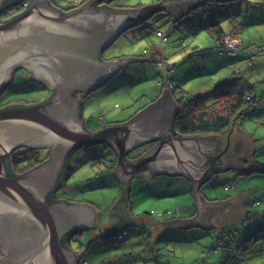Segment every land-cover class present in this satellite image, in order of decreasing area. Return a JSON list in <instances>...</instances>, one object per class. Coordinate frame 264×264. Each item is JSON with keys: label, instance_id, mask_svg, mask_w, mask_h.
<instances>
[{"label": "water", "instance_id": "1", "mask_svg": "<svg viewBox=\"0 0 264 264\" xmlns=\"http://www.w3.org/2000/svg\"><path fill=\"white\" fill-rule=\"evenodd\" d=\"M19 1L0 0V11ZM98 1L109 2V0H88L79 9L62 15L46 0H37L29 7L26 6V10L16 18L0 22V63H2L0 72L5 73L4 80L10 77L14 68V63H6V59L23 56L22 50L27 46L37 54L48 50L53 52V36L57 40L65 34L64 39L77 41L81 45L86 42L85 32L93 34L111 27L115 36L121 28L124 30L122 29L119 34L136 25V21L142 18L138 15L137 9L123 10L104 4L97 6ZM205 1L162 0L158 4L145 6L139 13L150 17L156 12L167 9L174 17H179L188 13V9ZM72 23L73 25H70ZM38 30L45 34L39 40L36 37ZM43 44L47 45L48 49L43 48ZM66 54L69 55L68 51ZM159 58L160 55L155 53L150 57L111 60L107 65H103L105 74L95 78V81L91 80L94 83L90 90L104 84L105 77L113 76L119 67L122 68L132 61H157ZM8 64L12 65L7 68ZM91 66L96 68L102 64L92 63ZM2 83L3 80H0V86ZM73 91L63 84L50 99L41 104L0 110V237L4 241H10L11 237L17 236L18 232L12 227L11 222L13 218H22L28 224V229H33L31 236L35 239L33 250H29V253L22 257V259L26 258L24 260L26 262L21 260V264H30L35 259L41 260V264H75V255L66 247L64 238L70 229L94 223L98 213L93 212L92 206L82 203L70 205L68 204L70 202L64 200L49 202L47 194L60 177L67 153L76 146L109 144L118 155L117 175H123L124 181L133 173L132 164H127L126 161L128 153L139 145L157 142L153 151L149 150L140 158L141 160H136L139 163L134 171H138L136 176H140V169L149 166L150 172L154 175L172 173L193 180L197 214L192 218L175 221L210 224L211 218L230 209L223 203L206 202L198 192L199 184L206 181L213 172L229 168L244 169L239 156H249V154L242 141L236 143L233 153L225 150V136L184 137L174 131L177 106L168 88L164 89L158 101L139 111L127 122L104 125L93 132L86 127L80 115L78 97L77 99L71 97ZM37 132L39 134H36ZM34 136L52 139L54 144L50 143L53 145L50 148V158L23 174L9 175L5 157L23 141L31 142L35 139ZM211 155L216 157L209 162ZM71 214L77 220L74 226L72 224L67 226L65 219L67 220ZM85 228H94V226L88 225ZM4 257L5 255L1 257V261H5Z\"/></svg>", "mask_w": 264, "mask_h": 264}, {"label": "rangeland", "instance_id": "2", "mask_svg": "<svg viewBox=\"0 0 264 264\" xmlns=\"http://www.w3.org/2000/svg\"><path fill=\"white\" fill-rule=\"evenodd\" d=\"M53 1H55L56 3H60V0ZM87 1L88 0H81V4L79 6L83 5ZM151 1L152 0H116L114 2V5L121 6L120 8H127L134 5L139 6V4L149 5L148 2ZM64 2L67 3L68 0H64ZM133 30L134 29H129L115 38V41L112 43V45L104 52L103 58L109 59L111 61L114 59L129 57L132 55V53H135L134 55H136L139 52L141 53L145 48L149 47V42L155 41L157 43H160V41L163 40L162 37L157 36L156 31H152V33H149L152 35L151 37H149V42L144 43V39L139 37L138 34H132ZM135 32L145 33V30L141 28L139 32ZM167 34L168 33H166L165 36H167ZM210 37L211 36L206 32H202L199 36H195L185 28L175 31L172 38L178 39L171 42V44L179 46L183 39H185L186 41L197 39L200 43H202L203 46H207L210 41ZM167 45L168 44L165 43V46ZM194 47L195 46H190L189 49H193ZM184 49L186 50V48H183V50ZM182 54L184 53L182 52ZM207 55L208 54H206V52H204L203 55L201 54V52H199L194 53L193 58H191L190 60H182L180 63L171 61L170 63L175 64L176 67L172 72L168 71L167 74L169 77L176 80L175 85H179L180 87H182L186 93H203L205 94V96L207 95V99L211 101L213 99L211 90L220 81L219 78L224 76V73H219L218 75L217 73H215L216 67L218 66H215V63H207L209 62V58H207ZM222 56L223 55L221 54L219 55V57ZM143 65L144 63H132L124 65V67H122L102 86L95 88L87 94L79 93L77 95L80 101L81 112L85 125L89 130L95 132L98 131L102 126L111 124L109 122L124 120L128 118V116H130V113L135 112L138 108L144 106L145 103L154 98L153 96H155L156 94L157 82L160 78L159 75H161V73L163 74V72L160 73V71H165V65L158 67L160 70H158L156 66L152 65H150L149 69L147 68L146 70H144ZM263 78V76L259 75L258 80H262ZM252 80H254V78H252ZM257 93L259 96L264 95V84L258 85ZM48 94L49 92L45 91L44 88H42L38 83H35L34 81L27 78L16 77L15 80L12 81L11 86H9L3 92V94L0 95V104H4L9 101L37 102L43 98H46ZM144 95L149 98H144ZM259 103L260 101L258 100L252 110L254 111L257 109V111L249 112L248 116L240 121L238 125L240 127L237 126V129L241 128V123H244L243 129L245 130V133L251 135L253 139H258L255 142V149L257 152L256 159L259 160V162L264 163V112L262 111L261 106L258 105ZM233 133L234 131L230 134L232 135ZM151 143L152 142H147V145ZM102 148L104 147L95 144L83 145L71 152L69 158L71 166L72 168L78 169L74 171L70 178H67L66 182L63 184L64 187L57 194L59 197H68L67 201L70 203L79 204V200L85 199L94 201V204L99 205L104 210L110 208L109 206L112 203L111 199L114 196H117V192L119 193L120 187H117V184H115L114 179L112 178V175L110 173H103V170L105 168L104 164L106 162H104L103 159H101V161L99 162V159H97L98 157L102 156L101 153H97L98 149ZM46 153H48V151H40L37 155L41 156V158L44 159ZM36 159L37 158L33 159L31 163L34 164L35 162H37ZM89 159H92V163H95L94 161L96 160V165L94 166ZM115 170H117V166ZM92 174H96V176L94 175V178H91L87 181V178H89ZM221 175L223 174L215 173L214 177H212V179H210L206 184H209L211 186V182H214V180L221 177ZM228 180L231 179H226V181ZM177 181L179 180H176L175 182ZM70 185L72 186V188L67 192V189L70 188ZM234 185L237 186L235 187V191H239V194L246 198L247 202L242 208L237 207L236 213L233 215V217L229 216V220L234 222V224H237V222L243 220L242 217H244L245 208L246 210H248V214L252 215L251 220L254 226H258L259 224L264 223V176L257 174L247 176L246 178L245 176H238L234 181ZM126 186L127 187L124 188L126 189L124 191V195L129 188L127 184ZM210 186L204 187L203 192L205 191L212 196H215L218 192H223L224 190L223 186H217L215 187V190L211 189ZM178 188V186L175 187L173 190H171L169 195H166V198H163L153 196L152 194H146L147 191L150 190V188L147 189L144 193L140 194L138 187H136L131 192V198L129 201V204L132 207V213L135 215V219L144 217L148 218L149 216L145 214L146 212H151V214L154 215V217L152 218L157 219L156 221H161L168 217L179 215L180 208L177 206H182L186 202H188L191 194L189 192H183ZM235 188H225V190L232 191V189ZM241 190H243V192H240ZM82 191L83 194H80ZM65 192H67L68 194H65ZM71 198L75 202H73ZM241 210H243V216L240 220H238ZM117 213H119V208L115 209L114 212H112L110 218L116 219ZM159 213H164V216L159 215ZM182 214L183 213H181V215ZM121 224L122 223L116 226H120ZM137 224L140 226H144L143 224L145 223L137 222ZM128 227L129 229H133L130 226ZM146 227L151 229L150 226ZM89 229L92 228H84V230L87 231ZM152 230L153 233H155L153 228L151 229V231ZM216 231L217 227H214L209 232H206V234H212L213 237L217 235ZM132 233H134V231H132ZM90 235L91 234L89 233L79 235L81 238L79 241H76L77 237L75 236V239L74 237L71 239V247L69 248L75 255L76 260L79 261V259H81V256H85L89 260L90 264H116L114 263L116 261L115 258H120L123 255V253L119 252L120 247L107 248L108 246H104L102 245V243H100L99 246L96 245L94 247L88 248L90 244ZM133 237H137V239L140 240L137 234H134ZM108 238H112L113 241L116 240V238L112 236ZM105 239L107 238L103 237L101 239H98L94 244H97L98 241L102 242ZM129 239L130 237L127 238L125 242L128 243ZM211 241L213 243V240ZM79 242H81V244ZM209 243V237H202L199 240V244H196L195 242L190 244L191 246L188 244L190 246V251L186 255H183L185 256V258L181 259L178 264H196L199 261L201 262V264H203V260L201 261L202 258L200 257L199 259L196 257L197 255H199L197 251L201 246V248H203L205 252H207V246L209 245ZM157 253L160 255L159 252ZM215 257L216 256L214 254H210V260ZM246 264H264V257L249 255L246 260Z\"/></svg>", "mask_w": 264, "mask_h": 264}, {"label": "crops", "instance_id": "3", "mask_svg": "<svg viewBox=\"0 0 264 264\" xmlns=\"http://www.w3.org/2000/svg\"><path fill=\"white\" fill-rule=\"evenodd\" d=\"M116 0H109V6L113 8H117V6L114 5V2ZM153 1V0H152ZM162 1V0H158ZM208 1H213V0H206L205 2ZM104 2V1H102ZM150 3V2H148ZM258 3L257 0H250L249 2L246 0H243L241 2L236 1L233 5L235 6L234 12H233V17L230 20H226L222 23L224 26V30L226 32L232 33L233 35L237 36L241 41H243L246 45L249 44L250 42H260L264 40V5L263 7H258L255 6ZM104 4H107L104 2ZM190 9H188V12ZM127 31V30H125ZM136 30L134 29L132 34H138L135 32ZM135 32V33H134ZM202 33V32H201ZM200 33V34H201ZM199 34V35H200ZM197 35V36H199ZM210 35V34H209ZM115 41V40H114ZM149 42V40L144 41V43ZM149 47L145 48L142 50V52L134 55L135 53H132L130 58L134 57H150L152 54H159L160 58L159 60H142V61H136V62H130L132 63H144L147 67L149 65L156 66L157 68L160 67V63H166L167 61L170 63L171 61H175V63H180L182 60H190L193 58L194 53H199L203 55L204 52L208 54L207 58H209V62L207 63H215L216 70L215 73L217 75L220 73H224L223 77H220V81L225 80L227 78H231L234 76V74H237L239 72H242L243 74L250 83L255 84V95L257 94V101L259 100L260 103L258 105L261 106L262 111L264 112V95L259 96L257 93V87L259 84H264V78L262 80L259 79V75L264 77V54L258 56L253 62H250L248 59L249 52L248 50L242 51L236 56H228V55H223L222 57H219L220 52L217 49V46L219 43H216L215 40L210 37V41L207 44V46H203L202 43H200L197 39H193L191 41L187 40V46L185 47L186 50L182 49L179 50L177 46H171V47H166L165 53L162 50V46L159 47L157 45V42L151 41L149 42ZM190 46H195L193 49H189ZM193 50V51H191ZM211 50V51H209ZM182 52L184 54H182ZM181 53V55H180ZM222 55V54H221ZM182 56V57H181ZM181 58V59H180ZM166 61L164 62V60ZM179 59V60H177ZM167 62V63H168ZM163 72V74L161 73ZM161 75L160 77L165 75V71H160ZM254 78V80H252ZM161 79V78H160ZM219 81V82H220ZM156 94L153 96L154 98L149 100L147 103H145L144 106L138 108L135 112L130 113L128 118L124 120H118L114 122H109L111 124H119V123H125L128 120H130L135 114H137L139 111L147 107L148 105L158 101L160 97L164 93V89L167 88L164 85V81H158L157 82V87H156ZM163 88V89H162ZM170 92V91H169ZM193 93V92H192ZM195 95H205L203 93H193ZM171 95L172 100L178 107V103L176 101L175 97L176 95ZM147 97L144 95V98ZM149 98V97H147ZM254 108V107H253ZM253 108L249 111L251 112ZM257 111L254 110L252 112ZM82 114V113H81ZM249 114V113H248ZM247 114V115H248ZM83 117V116H82ZM245 118V117H243ZM242 118V119H243ZM241 119V120H242ZM240 120V121H241ZM240 123V122H239ZM238 123V125H239ZM109 125V124H106ZM237 125V126H238ZM234 128V133L231 134H220L221 136H225V150H230L231 152L235 153L234 148L235 145L238 141H242L244 144L245 149L247 150L249 156H239V161L240 163L244 166V169L242 168H229L220 172H213L211 176L201 183L199 193L203 197V199L206 202H212V203H223L227 205L230 209L225 210L223 213L211 218L210 224H192V223H186V222H181V221H175V220H180V219H186V218H192L195 217L197 214V206H196V201H195V195H194V190H193V180L186 176L182 175H177V174H172V173H166V174H152L150 172V169H144L143 173L140 172V176H133L130 177L126 180L123 181L124 177L123 175H117V170L110 172L112 175V178L114 179L115 184H117V187L119 188V193L117 192V196L113 197L111 199L112 203L110 204V208L107 210L102 209L99 205L94 204V201H89V200H79L80 203L88 204L93 207V212L98 213L95 216V221H94V228H97L98 226L101 227V224L104 222L105 224H110L112 226H115L114 228L118 227L116 225L120 223H125L127 224H134L137 222H143L145 226H150L152 230V241L154 242V247L156 248V251L160 253V256L158 258L162 261H167L168 264H178L181 259H184L185 256L189 251H190V244L195 242L196 244H199V240L202 237H209L210 238V243L212 240V234L207 235L206 232H209L212 228L217 227L216 233L221 232L223 229L228 227L232 221L229 220V216L233 217V215L236 213L237 207H243L245 206V203L247 200L239 194V191H235V189H232V191H227L223 190V192H218L215 196H212L211 194L207 192H203V188L206 186H210L207 183L212 177H214L215 173H222L221 177L218 179L214 180V182H211V189L215 190V187L221 186L224 182H226V179H231L228 180L230 181L229 183L235 181L236 177L240 176H245V178L248 176L244 173H246L249 169L248 162L253 160L254 155L256 154L255 152V147L256 144L255 142L258 140L253 139V137L247 133H245V130L243 129L244 123H241V128L237 129ZM240 127V126H238ZM91 131V130H90ZM232 131V132H233ZM234 139H233V138ZM144 145V144H143ZM141 146V145H139ZM146 146V145H144ZM146 148V147H145ZM142 148L141 150L145 149ZM101 152L97 151V153H101L102 157H104L107 161H105V164H108V166H111L113 163V160H116V157L114 155V152L112 151L110 154H108L106 151L99 149ZM104 151V152H103ZM147 152V151H146ZM92 163V160L89 159ZM95 163H92L94 166L96 165ZM115 165V164H113ZM112 165V166H113ZM81 167V166H80ZM79 167V168H80ZM78 168H76L77 170ZM110 171V169H109ZM96 176V174H94ZM93 174L87 178V181L91 178H94ZM94 176V177H93ZM250 176V175H249ZM179 177V178H175ZM176 180H179L175 182ZM129 181L128 186L129 188L125 192L126 194L124 195V191L126 189L124 183ZM123 182V183H122ZM76 184V183H74ZM73 184V185H74ZM123 184V185H122ZM179 187V190H182L183 192H189L191 194V197L189 198L188 202H186L182 206H177L180 208V214L177 216L173 217H168L164 220L161 221H156L157 219H149L147 217L144 218H138L135 219V215L132 213V207L129 204L130 198H131V192L138 187L139 193L142 194L144 193L147 189L150 188V190L147 191L146 194H152L153 196L156 197H163L166 198V195H169L171 190H173L175 187ZM237 187V186H236ZM72 186L70 185V188L67 189V192L70 191ZM65 192V194H68ZM240 192H243L241 190ZM79 193V192H78ZM83 194V191L80 193ZM62 197V196H61ZM68 197H62V200L67 201ZM72 199V198H71ZM73 202H75L72 199ZM119 208V213L116 214L117 220L110 218L112 215V212H114L115 209ZM122 209V210H121ZM121 210V211H120ZM244 212L247 213L248 211L244 208ZM181 213H183L181 215ZM258 214V213H257ZM243 216V210L240 211L239 213V218ZM237 217V216H236ZM222 220H220V219ZM238 218V219H239ZM120 219V220H119ZM111 220V221H110ZM172 221V222H170ZM170 222V223H169ZM234 223V222H233ZM212 224V225H211ZM169 225V226H168ZM92 228V229H94ZM133 230H129L131 233L130 237V242L126 244L125 246H115L112 245L110 239H105L102 242H97V244H93L92 242L90 245L92 247L94 246H99L100 243L104 246H108L105 243L109 244L110 247L107 248H115V247H120L119 252L123 253V256H125L122 260L121 263L119 264H154V262H145L143 263L137 262L136 257H139L141 249V242L140 240L133 237L134 234H137L136 232L132 233ZM204 232V233H203ZM76 241H79L81 238L80 236L76 238ZM74 241V240H73ZM81 244V242H79ZM209 243V244H210ZM190 246H189V245ZM117 245V244H116ZM69 247V246H68ZM67 247V248H68ZM71 247V245H70ZM99 248V247H98ZM193 248V247H191ZM73 249V247H72ZM71 250V249H70ZM204 249L198 248V254L196 257L200 259L201 253ZM74 251V249H73ZM136 256V257H135ZM255 256H262L264 257V250L261 252H258L255 254ZM158 259V260H159ZM159 260V261H160ZM205 260V261H204ZM212 261V262H211ZM145 262V263H144ZM218 260L217 258H213L210 260V257L204 258L203 263L204 264H217ZM187 264V263H185ZM196 264H199L197 262Z\"/></svg>", "mask_w": 264, "mask_h": 264}, {"label": "trees", "instance_id": "4", "mask_svg": "<svg viewBox=\"0 0 264 264\" xmlns=\"http://www.w3.org/2000/svg\"><path fill=\"white\" fill-rule=\"evenodd\" d=\"M236 1L241 2L243 0L208 1L203 4L196 5L195 7L190 9L188 13H185L179 17H174L172 13H170L166 9L160 12H156L150 17L140 18V21L136 22V25L128 28L127 30L135 29L137 32H139L141 28L145 30V33H138L139 37L144 39L143 41L149 40V37L152 36L149 33H152V31H156L157 36L162 37L164 40L160 41V43H157L159 47L162 46V50L164 53L167 49L165 48V43L168 44L166 47H171L173 46L171 42L178 39L172 38L176 30L186 28L195 36L199 35L201 32H206L210 34V36H212L216 43H219L217 49L220 54L236 56L240 52L248 50V59L250 62H253L258 56L264 54V50L259 49V46L261 44H264V40L260 42H250L246 45L237 36L233 35L232 33L226 32L224 30V26L222 25L224 21L230 20L234 16L233 12L235 6L233 4ZM246 1L249 2L250 0ZM257 1L258 3L255 6L263 7L264 0ZM160 2L161 1H151V4H148H158ZM140 5L141 4H139V6H129L127 8H120L121 6H117V9L138 10L139 7L147 6L143 4L141 6ZM15 8L16 7L6 8V13H8L9 10L14 12L16 10ZM123 32L125 31H122L121 33ZM166 33H168L167 37L165 36ZM164 37H166V39H164ZM227 38L237 39L241 43L242 48L233 55L227 54L225 52L226 49L224 45ZM254 45L255 47H253ZM186 46L187 41L183 39L177 47L179 48V50H181ZM165 61L166 59L164 60V62ZM167 62L159 64L160 66L165 65V75L160 77L161 79L159 78V80L164 81V85L168 88L170 93L172 95H176L175 97H177L176 101L178 103V107L173 126L174 131L178 132L184 137L193 135L230 134L233 129L236 128L240 120L243 117L248 116L247 114L249 113V111L253 107H255L257 103V94L255 95L256 85L250 83L249 80L243 74H241L242 72L234 74V76L231 78H227L218 82L211 90L213 99L209 101L207 99V95L205 96L202 94L195 95L193 93H186L182 87H180L179 85H175L176 80L169 77L167 73L168 71L172 72L176 66L175 64H169V62ZM147 68L149 69L150 65L149 67L143 65L144 70H146ZM158 70L160 69L158 68ZM102 150H104V148H102ZM98 151L101 152L99 149ZM101 157L97 158L99 159V162L101 161V159H103L104 162L107 161L104 157ZM256 157L257 152L254 155L253 160L248 162L249 169L244 174L248 176L254 174L264 176V163L259 162ZM113 161L112 163L116 164ZM23 162H21V166L18 170L20 173L25 172L32 166V164L29 163L22 165ZM34 165L36 166L38 165V163H35ZM112 165L108 166V164H104L105 168L103 170V173L109 174L110 172H112V169L115 166ZM229 182L230 181H226L221 184V186H223L224 188L236 187L234 185V180L231 183ZM145 214L149 216V219L154 217L151 212H146ZM242 218L243 220H240L241 218L238 219L240 221L237 222V224H234L232 222L228 227L212 237L213 243L211 241V243L207 246V252H205V250L202 251L201 261L204 258L210 257V254H214L218 260V263L216 262L217 264H246V260L249 255L255 256L256 253L264 250V223L259 224L258 226H254L251 220L252 215H249L248 212H244V217ZM127 222H125L124 224L122 223V226L120 225L116 228H114L115 226H112L109 223L105 224L103 222L101 224V227L98 226L97 228L89 229L88 231L84 230L83 232L84 234H91L89 236V243L92 242L94 244L98 239H101L103 237L108 238L112 236L116 238V240L114 241L112 240V238H108L110 239L112 245L125 246L130 242V239L128 243L125 242L127 238L131 236L129 230H133L137 233L141 242V249L140 252H138V254L140 255L139 257L135 256L137 262L143 263V261H150L154 262V264H168L167 261H162L158 258V256L160 255L157 253L156 248L154 247V242L152 241L153 234L151 229L146 226L142 227L137 223L130 225L127 224ZM128 226L133 229H129ZM81 231L82 230L77 231L76 233L78 234ZM77 236L79 237V235H76L75 237ZM105 244L109 247V244ZM91 247L92 246L89 244L88 248ZM124 257L125 256L122 255L120 258H115L116 261L114 263H121V260ZM81 259L85 260L87 264H90L89 260L85 256H81ZM81 259H79L78 264H80ZM199 264H201L200 261Z\"/></svg>", "mask_w": 264, "mask_h": 264}, {"label": "flooded vegetation", "instance_id": "5", "mask_svg": "<svg viewBox=\"0 0 264 264\" xmlns=\"http://www.w3.org/2000/svg\"><path fill=\"white\" fill-rule=\"evenodd\" d=\"M37 0H28L27 1V7H29L33 2ZM53 8L56 10H59L60 14L65 15L70 12H73L77 9H79L81 6V1L76 0H68V4L64 2V0H60V3H56L53 0H46ZM90 1V0H89ZM24 1L20 0L19 2H16L15 4L9 6V7H16L15 11H8V13L4 11H0V22H7L11 19L16 18L21 13H23L26 10V6H23ZM104 2L98 1L97 6L103 5ZM107 4H104L106 6H109ZM88 8V7H87ZM144 8V6L139 7L138 9V15L142 16V18L147 17L145 14L141 15L139 12ZM140 19V18H139ZM140 20H137L136 22H139ZM70 25H73L70 24ZM77 29V28H76ZM102 30L98 33H90L85 32L86 37L85 43L79 44L77 41H67L63 37H66L65 34L61 35L60 38L55 40V36L52 37L54 39V51L49 52L44 51L41 54L36 51H33L31 47L27 46L26 49H23V56H16L15 59L7 58L6 63L13 62L14 68L11 72L10 77H6L5 79V73L0 72V80H3L2 85L0 86V95L3 94V92L11 86V83L13 80H15L16 77L19 78H27L35 83H38L42 88H44L45 91H48L49 94L46 98H43L37 102H26V101H9L4 104H0V110L6 109V108H25L30 107L34 105L41 104L48 99H50L53 94L56 92L58 87H61L63 84L66 85V88H70L71 90H74L71 97L77 99V95L79 93L87 94L91 90L92 81H95V78H99V76L104 75V66L108 64L110 61L109 59H104L103 54L104 52L112 45L114 42V38L118 36L119 32L123 29L121 28L120 31L117 32L115 36L112 34L111 27L106 30ZM79 30V29H77ZM41 30L36 31V37L39 40L41 36L45 35L40 32ZM35 37V38H36ZM48 37V36H47ZM46 38V36H44ZM83 38V37H82ZM33 40V39H32ZM83 40V39H81ZM46 41V40H45ZM21 43V42H20ZM21 46V45H20ZM33 47V46H32ZM43 48L48 49V46L44 44L42 45ZM18 48V47H17ZM51 51V50H50ZM66 51H68V54H66ZM92 63H101L102 66L93 67L91 66ZM2 64V63H0ZM8 64L7 68L9 67ZM104 65V66H103ZM121 68H117L116 73ZM46 74H50L49 76H46ZM115 73V74H116ZM91 75L92 77H89ZM112 76H106L104 81H107ZM92 80V81H91ZM72 100V99H69ZM71 102V101H70ZM79 112L82 117L81 107L79 104ZM75 119V117H74ZM36 134H39L38 132ZM31 142L30 141H23L21 144H18L13 148V150L7 154L5 157V165L8 171V174L11 176H17L20 174H23L39 165L44 163L50 158V143L53 142L50 138H43V137H37L34 136ZM54 144V142H53ZM101 145L104 147V151H106L108 154H110L113 150L110 148L109 144L101 143L96 144ZM146 145V146H144ZM141 146L136 147L134 150H131L127 157L126 161L127 164L131 163L132 168V174H129V177H133L138 175V171H134L136 167H138V162L136 160H141L142 156L148 152L149 150L153 151L155 146L157 145V142H152L151 144L147 145L144 144ZM53 146V145H52ZM81 147V146H80ZM146 147V148H145ZM79 147L76 146V148H73L67 153L65 164L63 167V170L60 174V177L58 178V181L54 188L47 194V199L49 202H55V201H62V197H59L57 194L60 192V190L64 187L63 184L66 182L67 178L71 177L74 171H76V168H72L70 163V154L72 151L78 149ZM142 148H145L141 150ZM40 151H45L46 153L44 159L41 158V156L37 155ZM103 151V152H104ZM114 152V155L116 157V160H118V155ZM214 155H211L209 158V162L213 161ZM36 159L38 165H34L31 163L33 159ZM24 161V162H23ZM22 165L29 163L32 164V166L26 170L25 172H19V167ZM34 165V166H33ZM117 163L115 164L112 171H115ZM149 167V166H145ZM144 169H148L145 168ZM141 169V173H143L144 169ZM61 179V180H60ZM123 183V182H122ZM129 181L124 183L125 187L126 184L128 185ZM123 185V184H122ZM201 185L199 184V187ZM68 202V201H67ZM71 205V203H68ZM73 214L70 215V217L66 220L65 223L67 226L69 225H75V220L77 218ZM14 220L11 222L12 227L18 232L17 236L11 237L10 241L5 240L0 237V261L1 257H4L5 261H1L2 264H21V260H26V258L22 257L28 252L29 250H33V243L35 242V239L31 234H33V229H28V224L23 220L22 218H13ZM88 225L94 226V223L86 224L84 226H79L73 229H70L68 235L64 238V243L67 245V247H70L71 239L76 235H83L84 234V228ZM82 230L80 233H76L77 231ZM32 231V232H31ZM75 239V237H74ZM73 239V240H74ZM7 242V243H6ZM68 247V248H69ZM70 249V248H69ZM26 262V261H24ZM41 264V260H32L30 264ZM44 264V263H42ZM75 264H78V260L75 259Z\"/></svg>", "mask_w": 264, "mask_h": 264}, {"label": "built area", "instance_id": "6", "mask_svg": "<svg viewBox=\"0 0 264 264\" xmlns=\"http://www.w3.org/2000/svg\"><path fill=\"white\" fill-rule=\"evenodd\" d=\"M76 1L78 2V1H81V0H76ZM166 37H164V39H166ZM224 45H225V49H226L225 52L227 54H230V55L235 54L238 50H240L242 48L241 43L237 39H229V38H227L225 40V44ZM253 47H255V45ZM259 49H263L264 50V44H261L259 46ZM80 264H87V262L85 260L81 259L80 260Z\"/></svg>", "mask_w": 264, "mask_h": 264}, {"label": "bare ground", "instance_id": "7", "mask_svg": "<svg viewBox=\"0 0 264 264\" xmlns=\"http://www.w3.org/2000/svg\"><path fill=\"white\" fill-rule=\"evenodd\" d=\"M23 6H27V1H24V3H23ZM2 11H4V12H6V8L5 9H3ZM178 133V132H177ZM111 148V147H110ZM114 151V150H113ZM229 152H231L230 150H228ZM113 162H115V163H118V160H114ZM117 166V165H116ZM118 167V166H117ZM118 169V168H117ZM140 172H141V169H140ZM199 190H200V187H199ZM199 190H198V192H199ZM164 213H159V215H163Z\"/></svg>", "mask_w": 264, "mask_h": 264}]
</instances>
